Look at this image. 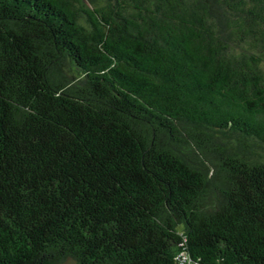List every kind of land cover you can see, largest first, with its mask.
Instances as JSON below:
<instances>
[{"label": "trees", "instance_id": "obj_1", "mask_svg": "<svg viewBox=\"0 0 264 264\" xmlns=\"http://www.w3.org/2000/svg\"><path fill=\"white\" fill-rule=\"evenodd\" d=\"M264 264V0H0V264Z\"/></svg>", "mask_w": 264, "mask_h": 264}, {"label": "built area", "instance_id": "obj_2", "mask_svg": "<svg viewBox=\"0 0 264 264\" xmlns=\"http://www.w3.org/2000/svg\"><path fill=\"white\" fill-rule=\"evenodd\" d=\"M192 263H195V262H192ZM192 263H190V262H186V263H184V264H192Z\"/></svg>", "mask_w": 264, "mask_h": 264}, {"label": "water", "instance_id": "obj_3", "mask_svg": "<svg viewBox=\"0 0 264 264\" xmlns=\"http://www.w3.org/2000/svg\"><path fill=\"white\" fill-rule=\"evenodd\" d=\"M192 264H197V263H192Z\"/></svg>", "mask_w": 264, "mask_h": 264}]
</instances>
